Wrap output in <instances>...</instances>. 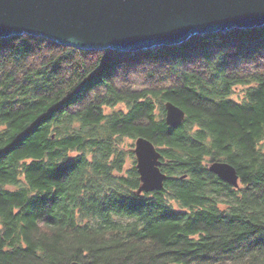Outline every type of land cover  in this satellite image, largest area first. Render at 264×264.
Here are the masks:
<instances>
[{
	"label": "trees",
	"instance_id": "16d2710c",
	"mask_svg": "<svg viewBox=\"0 0 264 264\" xmlns=\"http://www.w3.org/2000/svg\"><path fill=\"white\" fill-rule=\"evenodd\" d=\"M138 137L160 189L137 192ZM74 261L264 264V26L136 51L0 38V264Z\"/></svg>",
	"mask_w": 264,
	"mask_h": 264
},
{
	"label": "water",
	"instance_id": "95a60500",
	"mask_svg": "<svg viewBox=\"0 0 264 264\" xmlns=\"http://www.w3.org/2000/svg\"><path fill=\"white\" fill-rule=\"evenodd\" d=\"M264 26V0H0V38L29 35L86 50L136 51L177 45L190 37ZM165 122L178 126L182 108L164 103ZM138 193L162 188L161 154L135 140ZM209 171L238 186L236 169L213 161ZM71 264H82L74 261Z\"/></svg>",
	"mask_w": 264,
	"mask_h": 264
},
{
	"label": "rangeland",
	"instance_id": "374dc122",
	"mask_svg": "<svg viewBox=\"0 0 264 264\" xmlns=\"http://www.w3.org/2000/svg\"><path fill=\"white\" fill-rule=\"evenodd\" d=\"M128 141V140H127ZM134 146H135V141H134ZM133 151H134V147H133Z\"/></svg>",
	"mask_w": 264,
	"mask_h": 264
},
{
	"label": "bare ground",
	"instance_id": "6f19581e",
	"mask_svg": "<svg viewBox=\"0 0 264 264\" xmlns=\"http://www.w3.org/2000/svg\"><path fill=\"white\" fill-rule=\"evenodd\" d=\"M6 48V47H5Z\"/></svg>",
	"mask_w": 264,
	"mask_h": 264
}]
</instances>
